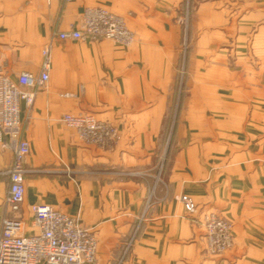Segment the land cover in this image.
Returning <instances> with one entry per match:
<instances>
[{
  "label": "crops",
  "instance_id": "0c3cea01",
  "mask_svg": "<svg viewBox=\"0 0 264 264\" xmlns=\"http://www.w3.org/2000/svg\"><path fill=\"white\" fill-rule=\"evenodd\" d=\"M86 7L122 17L132 44L57 38ZM45 46L48 83L21 107L29 154L17 210L5 203L11 154L0 146V227L19 219L35 234L30 206L49 205L92 231L95 264H264V0H0V70L38 75ZM65 114L109 123L114 145L84 144ZM205 211L232 225L221 255L206 250Z\"/></svg>",
  "mask_w": 264,
  "mask_h": 264
},
{
  "label": "built area",
  "instance_id": "2783aa9c",
  "mask_svg": "<svg viewBox=\"0 0 264 264\" xmlns=\"http://www.w3.org/2000/svg\"><path fill=\"white\" fill-rule=\"evenodd\" d=\"M60 1L68 3L73 0ZM57 38L108 40L128 47L134 35L122 17L101 7H86L79 28L58 33ZM41 57L38 75L23 72L13 81L0 70V146L11 154L5 203L12 210H17L24 201V159L29 154V144L21 136V107L29 109L36 91L45 88L48 83L49 46L42 49ZM61 122L73 130L81 142L99 149L111 148L117 137L112 125L92 115L65 114ZM179 202L188 215L197 213V207L190 197L181 195ZM30 211L33 226L37 229V233L32 235L22 234L21 220H2L0 264H95L96 238L92 231L81 225L78 217L67 216L49 205H31ZM198 222L204 233L208 254L221 255L232 247V225L218 213L205 211Z\"/></svg>",
  "mask_w": 264,
  "mask_h": 264
},
{
  "label": "rangeland",
  "instance_id": "374dc122",
  "mask_svg": "<svg viewBox=\"0 0 264 264\" xmlns=\"http://www.w3.org/2000/svg\"><path fill=\"white\" fill-rule=\"evenodd\" d=\"M189 11H190V4L189 2L187 3V1L185 2L184 5V16H185V22L187 23V20L189 18ZM185 23V24H186ZM184 43L181 47L180 50V57H179V63H178V68H177V82H176V92L173 98V103L171 108H173V111L176 110V108L180 107V101L182 99L183 96V92H184V80H185V72H186V62H187V57H188V52H189V41H188V37H187V30H185L184 32ZM163 162V161H161ZM159 164V168L161 167V163Z\"/></svg>",
  "mask_w": 264,
  "mask_h": 264
}]
</instances>
